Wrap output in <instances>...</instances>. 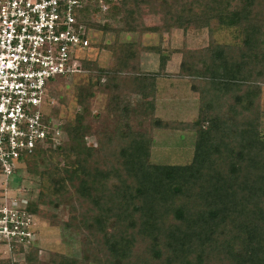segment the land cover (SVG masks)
<instances>
[{"label":"trees","instance_id":"16d2710c","mask_svg":"<svg viewBox=\"0 0 264 264\" xmlns=\"http://www.w3.org/2000/svg\"><path fill=\"white\" fill-rule=\"evenodd\" d=\"M77 21L102 31V42L90 48L109 51L110 62L76 60L77 112L51 115L63 122L60 143L37 144L17 174L29 173L39 188L27 197V209L78 234L82 250L45 262L36 243L25 252L27 264H264V0H88ZM217 27L239 29L241 44L216 42ZM203 29L210 41L199 49L141 41L144 34ZM130 33L140 39L121 40ZM145 53L159 55L157 72L142 70ZM176 53L182 58L173 75L167 65ZM163 76L190 81L200 99L195 121L155 116ZM64 79L51 81L50 98ZM100 94L108 100V121L94 129ZM135 108L150 117L149 131L134 127ZM156 129L195 132L192 161L154 163ZM65 208L68 221L60 217Z\"/></svg>","mask_w":264,"mask_h":264},{"label":"built area","instance_id":"2783aa9c","mask_svg":"<svg viewBox=\"0 0 264 264\" xmlns=\"http://www.w3.org/2000/svg\"><path fill=\"white\" fill-rule=\"evenodd\" d=\"M86 1L0 0V172L7 179L15 180L37 144L61 141L49 91L51 81L82 73L76 60L91 40L77 15ZM9 185L0 193V245L25 254L37 243L41 217Z\"/></svg>","mask_w":264,"mask_h":264},{"label":"rangeland","instance_id":"374dc122","mask_svg":"<svg viewBox=\"0 0 264 264\" xmlns=\"http://www.w3.org/2000/svg\"><path fill=\"white\" fill-rule=\"evenodd\" d=\"M91 18L94 21H101L102 15H95ZM213 34L214 39L219 43L237 45L241 44L242 42L240 30L235 27H217L214 29ZM89 38L92 44L101 43L103 39V33L100 30H90ZM105 38L108 42H114L115 34H108L105 36ZM139 39V35L133 33L123 34L121 37L122 41H138ZM141 41L145 46H156L161 44L165 48L172 49H182L184 46H187L190 49H199L209 44L210 32L208 29L190 31L187 33L182 30H174L170 34H165L163 38H161L159 34H144L141 37ZM84 55L90 59H97L98 63L102 67L108 66L111 58V53L109 51L101 50L100 48H90ZM181 58L182 55L180 53H176L172 57V60L168 63V69L171 71H179ZM142 61H144V64L142 65L143 71L157 72L159 70L160 58L158 54L145 53L142 56ZM170 74L174 75L176 73ZM74 76L70 78L67 77V79L61 80L56 84L55 90L57 92V97L51 98V104L48 108L49 113L56 114L59 117L72 118L77 112L78 104L76 101L75 87L77 80L81 75L76 77ZM133 98H135V96H133ZM107 105L108 100L105 95L100 94L94 100L93 106L95 113L100 115L98 122L94 124V129L103 128L105 125L104 122L108 121ZM262 109V127L264 135V87L262 96ZM155 116L159 117L156 115V111ZM182 118L184 119L185 117ZM57 119L60 121L59 118ZM149 121L150 117L144 116L140 108H135V113L132 119V123L135 128L149 131L151 129ZM170 121L181 120L175 117L174 120ZM187 121L188 120L184 122ZM153 135L154 144L152 150V161L154 163L185 165L192 161L196 140L195 132L190 130L156 129L154 130ZM87 141L89 144L96 145V139L94 137L88 138ZM54 157L59 161H62V158H60L57 153L54 154ZM17 177L20 180L17 181L10 178L7 179L0 173V193L3 187H5L6 182H10L9 187L11 189V193L15 195V197H20L25 200H27V197H36L39 188L35 179L29 175V173L24 171L20 172ZM60 217L62 220H70L71 208H65L63 211H61ZM38 221L37 246H39L40 256L43 261L47 262L50 259V256L55 253L71 256L80 255L82 250V237L59 223H54L43 218H40ZM0 259H11L14 264H27L25 261V254L20 252L12 253L10 249L1 245Z\"/></svg>","mask_w":264,"mask_h":264},{"label":"crops","instance_id":"0c3cea01","mask_svg":"<svg viewBox=\"0 0 264 264\" xmlns=\"http://www.w3.org/2000/svg\"><path fill=\"white\" fill-rule=\"evenodd\" d=\"M144 61H142V65ZM169 73H177L171 71ZM156 115L167 120L194 121L198 117L199 96L191 89V83L185 78L163 76L157 81ZM182 117H185L184 119Z\"/></svg>","mask_w":264,"mask_h":264}]
</instances>
